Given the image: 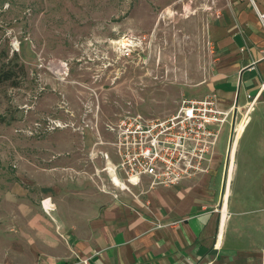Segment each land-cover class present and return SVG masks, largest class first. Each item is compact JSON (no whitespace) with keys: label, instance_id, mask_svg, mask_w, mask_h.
Segmentation results:
<instances>
[{"label":"rangeland","instance_id":"374dc122","mask_svg":"<svg viewBox=\"0 0 264 264\" xmlns=\"http://www.w3.org/2000/svg\"><path fill=\"white\" fill-rule=\"evenodd\" d=\"M209 6L208 0H0V66L11 74L0 82V260L9 254V213L30 202L45 212L46 197L54 203L44 183L84 179L100 191L107 174L98 153L107 146L108 161L117 162L108 126L123 115L168 116L182 97L206 93L200 82L212 71ZM252 119L248 132L255 113ZM245 121L218 145L226 169Z\"/></svg>","mask_w":264,"mask_h":264},{"label":"crops","instance_id":"0c3cea01","mask_svg":"<svg viewBox=\"0 0 264 264\" xmlns=\"http://www.w3.org/2000/svg\"><path fill=\"white\" fill-rule=\"evenodd\" d=\"M254 6L220 2V14L207 23L212 71L200 85L205 94L216 92L221 108L233 109L208 171L150 190L144 179L132 188L136 198L95 191L84 179L44 183L52 215L32 202L9 213L14 227L5 233L9 254L0 264H264V29L256 13L264 0ZM243 117L229 179L218 145Z\"/></svg>","mask_w":264,"mask_h":264},{"label":"built area","instance_id":"2783aa9c","mask_svg":"<svg viewBox=\"0 0 264 264\" xmlns=\"http://www.w3.org/2000/svg\"><path fill=\"white\" fill-rule=\"evenodd\" d=\"M208 1L209 9L218 16L219 3L228 0ZM248 1L255 8L254 0ZM256 13L264 29V9L256 10ZM208 45L213 52L212 43L208 41ZM262 52L264 56V49ZM232 111L231 107L221 108L216 92L211 91L201 97H182L176 111L165 117L121 116L107 128L113 131V139L108 144L117 156V162L108 161L107 151L98 153L105 159L106 164L101 169L107 174L106 179H100V191L114 197L118 192H128L136 198L138 194H134L132 188L140 186L144 179L147 180L146 190H150L174 186L206 173L222 128L231 118ZM95 154L97 152L92 155ZM98 172L96 168L92 176H98ZM46 200L50 197L44 198L41 206L50 215L53 204L45 205ZM172 224L174 222L159 223L157 227Z\"/></svg>","mask_w":264,"mask_h":264},{"label":"trees","instance_id":"16d2710c","mask_svg":"<svg viewBox=\"0 0 264 264\" xmlns=\"http://www.w3.org/2000/svg\"><path fill=\"white\" fill-rule=\"evenodd\" d=\"M5 66H6L5 64L0 66V82L7 81V80L11 79L10 71H9V69H6ZM20 68H23V67L20 66ZM12 85H17V83L12 82Z\"/></svg>","mask_w":264,"mask_h":264},{"label":"bare ground","instance_id":"6f19581e","mask_svg":"<svg viewBox=\"0 0 264 264\" xmlns=\"http://www.w3.org/2000/svg\"><path fill=\"white\" fill-rule=\"evenodd\" d=\"M232 169H233V165H231V166H229V175H228V177L227 178H229L230 179V174H231V172L230 171H232ZM229 189H228V187L226 188V192L228 191ZM227 197V196H226ZM225 201L227 202V199H225ZM224 201V209H225V204H226V202Z\"/></svg>","mask_w":264,"mask_h":264}]
</instances>
